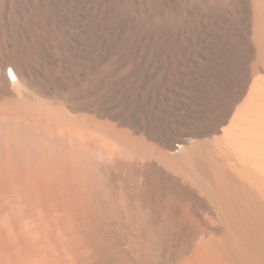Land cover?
Listing matches in <instances>:
<instances>
[{
    "label": "bare ground",
    "instance_id": "6f19581e",
    "mask_svg": "<svg viewBox=\"0 0 264 264\" xmlns=\"http://www.w3.org/2000/svg\"><path fill=\"white\" fill-rule=\"evenodd\" d=\"M251 89L264 0H0V264H264Z\"/></svg>",
    "mask_w": 264,
    "mask_h": 264
},
{
    "label": "rangeland",
    "instance_id": "374dc122",
    "mask_svg": "<svg viewBox=\"0 0 264 264\" xmlns=\"http://www.w3.org/2000/svg\"><path fill=\"white\" fill-rule=\"evenodd\" d=\"M248 92L231 117L234 123H229L232 132L229 137H223L221 152L225 155V167L230 172L238 175L245 174L246 171L254 173L255 182H261L256 185L260 190L264 188V92L254 89ZM234 133L240 135L237 141L232 139ZM262 190L260 191L263 193ZM263 194L260 196L264 197Z\"/></svg>",
    "mask_w": 264,
    "mask_h": 264
}]
</instances>
